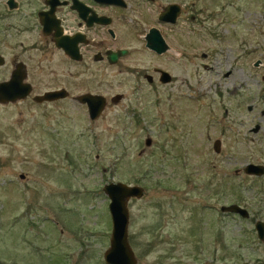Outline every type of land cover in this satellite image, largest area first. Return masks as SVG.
<instances>
[{"label": "rangeland", "instance_id": "1", "mask_svg": "<svg viewBox=\"0 0 264 264\" xmlns=\"http://www.w3.org/2000/svg\"><path fill=\"white\" fill-rule=\"evenodd\" d=\"M181 2L187 17L170 54L133 42L120 65L77 86L53 55L36 91L64 86L68 97L0 103V264H106L102 185L118 180L143 186L127 202L136 264H264L253 228L264 221V178L242 172L264 162V142L247 131L264 116L246 111L264 107V0ZM154 65L173 79L150 85L139 73ZM85 88L122 96L91 120L72 98ZM227 124L238 134L217 152ZM235 202L246 218L219 211Z\"/></svg>", "mask_w": 264, "mask_h": 264}, {"label": "flooded vegetation", "instance_id": "2", "mask_svg": "<svg viewBox=\"0 0 264 264\" xmlns=\"http://www.w3.org/2000/svg\"><path fill=\"white\" fill-rule=\"evenodd\" d=\"M156 1L0 0V81L7 82L13 78L19 80L21 86L27 87L30 84L26 97L8 102L25 100L29 96L32 99L34 95L40 94L36 90L39 80L44 77L43 66L50 65L54 56L58 58V62L63 61L71 65L68 78H72L71 82L77 86L76 80L80 84L84 81L89 84L92 79H96V74L102 71L105 65H120L124 57H128L132 51H135L133 42L136 43L135 45L139 43L153 56L164 57L170 54L172 50L170 41L187 17L184 13L186 4L181 0H163L162 4ZM172 3L178 4V11L173 16L169 15V19L158 20L162 9ZM152 27L157 28L166 45L162 53H157L145 46V33ZM122 49L125 51L121 55L116 54L115 60L110 61L107 58L111 52L118 53ZM151 71L152 74L144 70L139 75L146 78L152 86L162 82L160 71L168 72V80L173 79L166 67L154 65ZM49 73L54 72L50 70ZM85 76L93 78L86 79ZM257 76V80L263 83L261 90H264V72ZM60 88L68 92L64 86L50 89ZM84 92L104 96L105 105L108 101L117 102V100L113 102L112 98L115 94H119L115 92L108 98L97 90L85 88L82 93ZM119 95L121 98L122 95ZM75 96L72 98L77 102ZM255 108L253 104L246 108L247 113L252 115L251 120L254 117L264 116V107L257 111ZM247 131L259 136H253L252 139L255 138L260 143L264 142V123L260 125L253 120ZM234 134H238L234 126L228 124L221 126L220 132L213 140V142L218 141L219 151L224 138L232 139ZM259 165L264 167V162ZM236 172H239V169ZM242 172L245 173L243 167ZM249 176L264 178V172L261 175L249 174Z\"/></svg>", "mask_w": 264, "mask_h": 264}, {"label": "water", "instance_id": "3", "mask_svg": "<svg viewBox=\"0 0 264 264\" xmlns=\"http://www.w3.org/2000/svg\"><path fill=\"white\" fill-rule=\"evenodd\" d=\"M109 2L110 0H105ZM178 11V4L172 3L162 9L159 13L158 20L169 19V15H174ZM173 21V18H171ZM145 46L150 50H154L157 53H162L166 48L161 35H159L157 28L152 27L148 32L145 33ZM67 50V49H66ZM68 51V50H67ZM125 49L117 52H111L107 55V58L112 61L115 60V56L121 55ZM264 56V55H263ZM256 61L255 65H258ZM161 81L165 82L169 79L168 72L160 71ZM30 84L27 87L21 86L19 80L9 79L7 82L0 81V103H7L8 101H15L19 98L27 96L29 93ZM68 92L64 88L60 89H50L47 91H42L38 95H34L32 98L34 102L40 103L41 101L50 102L51 100H58L62 97H67ZM120 97L119 94H115L112 101ZM77 102L85 103L87 112L89 113V119H93L100 115L106 104L105 97L98 93H87L84 92L79 96H75ZM145 143H150L149 137L145 139ZM218 141L212 142V148L217 152L219 151ZM245 173L249 174H259L264 172V167L259 165V163H249L246 162L243 165ZM21 177V175H20ZM102 192L109 198L108 200V213L111 217V231H110V242L108 243L107 250L102 254L106 264H136L137 258H135L133 253V248L129 245V239L127 237L128 226L127 222L129 220L128 216V205L127 202L130 198H140L143 192V186L134 184H125L123 181L118 180L115 182L107 181V183L102 185ZM219 211L237 213L241 218H246L249 211L239 205V203H224L219 206ZM256 231L257 239H264V222L257 219L255 225H253Z\"/></svg>", "mask_w": 264, "mask_h": 264}]
</instances>
